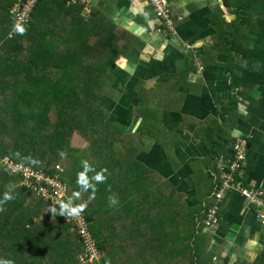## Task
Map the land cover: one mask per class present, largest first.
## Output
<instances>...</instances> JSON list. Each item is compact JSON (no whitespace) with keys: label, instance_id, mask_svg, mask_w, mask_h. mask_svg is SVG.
Here are the masks:
<instances>
[{"label":"crops","instance_id":"crops-1","mask_svg":"<svg viewBox=\"0 0 264 264\" xmlns=\"http://www.w3.org/2000/svg\"><path fill=\"white\" fill-rule=\"evenodd\" d=\"M6 1L16 0L0 3L1 42L11 29ZM88 1V10H69L64 0H40L14 43L0 44V58H16L22 77L34 66L35 76L53 88L80 65L100 68V86L83 84V91L101 98L96 112L129 136L124 145L117 133L112 138L113 164L124 158L129 165L116 169L133 178L111 184L123 191H109L116 205L105 196L107 216L92 223L105 255L112 264H264V226L242 195L228 193L218 226L203 225L215 205L217 161L231 157L237 139L250 138L244 186L264 192V0H166L178 21L175 36L158 33L148 0ZM74 37L84 40L86 51L73 46ZM8 78L0 70V80ZM136 182L151 190L133 191ZM147 192L166 202L146 203ZM139 197L144 200L137 207ZM48 230L35 235L38 263L45 264L39 256L46 240L53 249L66 246L73 257V245L79 247L74 232ZM39 235L45 236L41 245Z\"/></svg>","mask_w":264,"mask_h":264},{"label":"trees","instance_id":"trees-1","mask_svg":"<svg viewBox=\"0 0 264 264\" xmlns=\"http://www.w3.org/2000/svg\"><path fill=\"white\" fill-rule=\"evenodd\" d=\"M67 1L64 0L62 3L65 8ZM0 3L2 6L3 0H0ZM8 3L6 1L3 9L8 11L6 16L10 18V26H12V19L9 15L12 5ZM40 3L38 0L36 9ZM249 7L254 9L250 4ZM68 8H71L69 10L78 9ZM33 20L34 13L28 25ZM250 21L252 22V16L247 13L245 22H249L248 26H250ZM9 32L8 30L7 34L2 35L6 40ZM14 38L4 42L0 40V44L10 45L14 43ZM81 45L84 46L83 51H86L84 40L74 37L73 46ZM73 50L76 49L73 47ZM75 56L73 55L72 60L74 64H76ZM12 59L0 58V64H5L0 65V70L9 76L8 79L0 80V202H2L0 207L5 209L0 212V260H11L13 264H39L37 260L38 243L35 244L37 240L35 235L39 232V228L48 227L47 232H50L58 226L64 231L70 227L65 224V216L59 213L55 216L49 214L48 206L36 198L31 190L22 187V177L3 169L1 160L8 158L15 165H22L34 172L43 171L52 177L58 175L71 194L83 191L94 195L96 203L92 208L87 207L86 209V207L82 208L77 205L85 214L94 235L96 228L95 226L93 228L92 223L95 224L100 219L99 217L107 216L101 201L105 200L104 197L111 190L110 173L108 175L106 173L108 170L106 172L103 170L112 168L114 152L112 138L117 133L119 136L117 138H121L123 145L129 144L130 141L124 131L113 128L115 126L108 123L105 113L92 111L91 104L98 103V99L101 98H96L92 94L87 95L85 94L87 92L83 91V84L93 85V88L100 86L101 80L96 75L100 68L97 69L95 65H80L70 74L72 78L65 76L58 80L53 88L52 83L35 76L34 66L26 67L24 71H29V75L24 74L22 77L21 70L15 66L16 58ZM88 74L90 75L88 79L81 80ZM105 83L106 81L103 85H106ZM68 101L74 102L76 108L70 107L67 111H63ZM82 101L83 103L78 105ZM54 114L56 119L52 118ZM76 132L95 142V148L79 154V150L71 146L72 137ZM61 151L67 154L66 157H61ZM88 157L95 163L94 165L90 164ZM82 161H87L93 170L78 178V174L84 172ZM59 166L63 169L62 173L56 170ZM98 173H102L105 179L97 181L95 176ZM219 186L220 178H218L216 190ZM5 194L12 195L14 199L4 202ZM51 218L54 222L50 225ZM44 239V235L38 238L40 245ZM66 240L71 242L70 238ZM96 241L98 249L104 254L103 264H112L108 253L105 255L106 250L103 243ZM45 246L48 247V251L45 250L44 255L39 256V261H45V264H80L78 261L81 253L80 246L73 245V257L69 255V249L66 246L61 250L60 248L53 249L48 240L45 241ZM49 251L52 253L51 256H49Z\"/></svg>","mask_w":264,"mask_h":264},{"label":"built area","instance_id":"built-area-1","mask_svg":"<svg viewBox=\"0 0 264 264\" xmlns=\"http://www.w3.org/2000/svg\"><path fill=\"white\" fill-rule=\"evenodd\" d=\"M149 5L156 14L160 22L159 34L165 36L176 35L175 20L166 4V0H148ZM38 0H16L10 8L9 15L12 19V26L8 34V39L17 36L23 28H25L37 7ZM88 0H68V7H83L85 10L89 8ZM198 73L204 71L200 64H196ZM250 143V138L237 139L232 147V155L230 158H220L217 163V169L220 173V186L214 193L213 200L215 205L208 208L205 214L203 225L205 229H211L219 224V205L230 192H236L246 199L247 203L254 212L255 218L259 224L264 226V192L261 190L246 189L243 183L247 151ZM6 159L7 167L3 160ZM1 160V165L11 174H18L23 178L22 187H25L35 193L38 199H41L48 205V213L55 207L59 212L62 202L71 201L70 192L67 187L61 182L58 175L55 177L47 175L43 171L34 172L31 169H26L22 165H15L8 158ZM59 172V170H57ZM66 225L71 227L77 237L81 253L78 257L80 264H103L104 254L98 249V242L94 238L90 230V223L85 214L79 211L78 214L65 215Z\"/></svg>","mask_w":264,"mask_h":264},{"label":"rangeland","instance_id":"rangeland-1","mask_svg":"<svg viewBox=\"0 0 264 264\" xmlns=\"http://www.w3.org/2000/svg\"><path fill=\"white\" fill-rule=\"evenodd\" d=\"M13 5V4H12ZM96 98H98V97H96ZM81 103H83V101L82 102H79V104L78 105H80ZM97 103H95V104H91V108H92V111L94 110V111H96L97 110V105H96ZM70 107H73V108H76V104L74 103V102H72V101H68L66 104H65V106H64V108H63V111H67ZM55 112H57L58 113V111H55ZM52 118L53 119H56V115L54 114V115H52ZM28 125H26V127H27ZM30 135V134H29ZM74 140H77L78 142L77 143H75V144H73V141ZM94 144H95V142H92L90 139H88L87 137H84V136H82L81 135V133H79V132H76L74 135H73V137H72V140H71V146H74L75 148H77L78 150H79V154L81 153V154H83V153H85V152H87V150H90V149H92L93 147H94ZM117 147V144H115L114 145V148H116ZM95 148V147H94ZM85 158H86V156H84ZM87 160L90 162V164H95V163H93L92 162V160H91V158H87ZM3 162H4V165L7 167V164H9L8 162H7V164H6V159H4L3 160ZM63 162V161H62ZM114 165H115V163L112 165V172H111V174H110V177H109V181L111 182L110 183V185L112 184V183H114V181L116 180V179H120V180H124V182L126 181H128V180H131V182H132V180H133V178L131 177H129V175H126V172H120L119 170H117L116 168H118L119 169V166H121L123 169H125V167H127L128 165H129V163L127 162V161H120V164L115 168L114 167ZM92 167V166H91ZM8 168V167H7ZM3 169H4V167H3ZM27 169V168H26ZM56 170H59V172L60 173H62L63 172V169L61 168V166H59V167H57V169ZM107 174H109V171L108 172H106ZM121 175V176H120ZM120 180H118V181H120ZM140 188H142V190H144V188L147 190V191H149V190H151V189H149V187H147V186H145V185H141V186H138L137 185V182L136 183H134L133 184V191H136V192H138V193H140L141 194V189ZM117 191V190H119V191H123V189H122V187H120V188H112L111 187V191ZM156 189V191H159V192H157V193H159L160 195L162 194L160 191H161V188H159V187H156L155 188ZM110 193L111 192H108L106 195L110 198V197H112V198H115L116 200H117V198L116 197H114V196H112V195H110ZM150 193H152L156 198H157V200L158 201H155V200H153V197H152V194H150ZM157 193H153V192H147L146 193V195H144V196H146V203H153V204H157L158 203V205H160V202L161 203H163V202H166L165 201V198L164 197H162V196H159ZM74 196V198H73V200H72V197ZM130 196V195H129ZM143 196V197H144ZM70 198H71V201L73 202V203H76L77 205H85V206H81L82 208H85V207H89V208H92V206L96 203V198L94 197V195H90L89 193H87V192H83V191H80V193H77V194H70ZM135 199V198H134ZM144 200V198H142L141 199V197H139V199H135V203H137V207L138 206H140L141 205V202ZM125 211L126 212H130L129 211V207H126L125 208ZM105 212L107 213V210L105 209ZM134 212H135V209H134ZM125 217H128V216H125ZM114 219H113V216H112V218L110 219V221H113ZM128 220H126L125 222H127ZM50 224H53V221H50ZM71 232V231H70ZM71 235H74L72 232L70 233ZM63 244V243H62ZM110 244H111V242H110Z\"/></svg>","mask_w":264,"mask_h":264},{"label":"clouds","instance_id":"clouds-1","mask_svg":"<svg viewBox=\"0 0 264 264\" xmlns=\"http://www.w3.org/2000/svg\"><path fill=\"white\" fill-rule=\"evenodd\" d=\"M36 10V9H35ZM7 39H8V35H7ZM10 40V39H9ZM61 157H66V153L61 151L60 153ZM82 167L84 168V172L82 173H79L78 174V178L79 177H82L85 175L86 172L88 171H91L93 170L91 165H89V163L87 161H82ZM107 170H103V172H106ZM95 179L97 181H102L103 179H105V177L103 176L102 173H98L96 176H95ZM62 182V181H61ZM68 189V188H67ZM37 198V197H36ZM11 199H14V197L12 195H9V194H5V197H4V202H7ZM41 200V199H39ZM44 202V201H43ZM2 203V202H0ZM45 203V202H44ZM117 203V200L115 198H112L110 197L109 198V206L112 207V206H115ZM46 204V203H45ZM47 205V204H46ZM48 206V205H47ZM5 209L3 207H0V212H3ZM51 213L53 214L52 216H55L56 213H58L57 209L55 207H52L50 209ZM79 211H81L80 207L77 206V205H72L70 202H62L60 204V208H59V214L61 216H65V215H74V214H78ZM48 212V210H47ZM71 228V227H70ZM72 230V229H71ZM91 230V229H90ZM92 233V232H91ZM93 235V234H92ZM94 236V235H93ZM95 238V237H94ZM0 264H13V262L11 260H0Z\"/></svg>","mask_w":264,"mask_h":264}]
</instances>
